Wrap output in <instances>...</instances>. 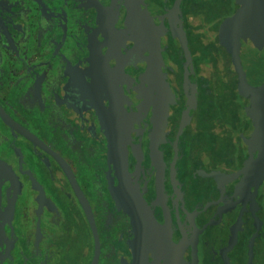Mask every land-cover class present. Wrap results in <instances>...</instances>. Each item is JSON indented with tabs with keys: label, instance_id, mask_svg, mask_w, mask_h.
<instances>
[{
	"label": "flooded vegetation",
	"instance_id": "1",
	"mask_svg": "<svg viewBox=\"0 0 264 264\" xmlns=\"http://www.w3.org/2000/svg\"><path fill=\"white\" fill-rule=\"evenodd\" d=\"M111 1L0 0V264L92 262L95 242L85 207L53 154L87 203L98 240L95 264H214L213 226L205 222L216 215L218 182H196L198 159L191 154L185 164L169 165L188 81L177 69L168 75L175 103L172 128L158 144L165 165L157 170L130 148L149 115L136 114L143 65L135 50L148 23L143 31L141 21L114 27ZM192 39L199 51L201 38ZM93 66L105 80L93 79ZM115 67L125 98L115 95L103 73ZM115 102L125 112L115 113ZM137 118L140 126L131 123ZM116 121L123 141L111 137ZM144 201L152 204L147 210Z\"/></svg>",
	"mask_w": 264,
	"mask_h": 264
},
{
	"label": "rangeland",
	"instance_id": "2",
	"mask_svg": "<svg viewBox=\"0 0 264 264\" xmlns=\"http://www.w3.org/2000/svg\"><path fill=\"white\" fill-rule=\"evenodd\" d=\"M181 1L119 0L117 5L116 1L110 2L108 11L113 15L114 27H132V21H141L143 31L148 23L147 34H143L145 41L139 39L135 50L143 65L142 69L139 65L136 114L149 115L145 126L138 129L140 141L131 143L130 148L133 153L142 154L145 164L157 170L165 165L158 144L172 128L168 116L175 94L168 75H174L177 69L188 83L183 88L187 92L186 102L181 121L174 129L169 165L185 164L187 156L193 155L198 159L194 176L199 183L202 179H214L215 172L223 166L235 174L256 166L264 168V0H187L186 8ZM118 15L123 17L120 19ZM117 20L122 21V26H115ZM193 34L201 38V43H196L199 51L194 46ZM81 71L76 70L78 74ZM87 73H90L88 67ZM103 73L112 83L115 95L120 91L125 98L124 89L117 87V68L109 74ZM92 74L93 79L105 80L95 66ZM86 83L90 88L91 79ZM62 89L66 91L65 85ZM78 92L83 94L80 86ZM194 96L195 101L197 97L200 100L199 106L196 102L192 104ZM112 110L125 112L120 102H115ZM132 122L139 126L142 123L138 118ZM113 128L111 137L120 139L118 133L123 126L116 121ZM246 185L251 189L249 182ZM213 186L220 193L219 187ZM223 187L227 193V187ZM236 188L238 198L243 188L240 181ZM144 203L146 209L152 205Z\"/></svg>",
	"mask_w": 264,
	"mask_h": 264
},
{
	"label": "trees",
	"instance_id": "3",
	"mask_svg": "<svg viewBox=\"0 0 264 264\" xmlns=\"http://www.w3.org/2000/svg\"><path fill=\"white\" fill-rule=\"evenodd\" d=\"M213 178L220 180V196L212 202L216 215L205 224L213 226L214 264H264V168L256 166L235 174L223 166ZM239 181L243 188L237 198ZM223 185L230 187L227 197ZM225 215L228 220L219 222Z\"/></svg>",
	"mask_w": 264,
	"mask_h": 264
},
{
	"label": "water",
	"instance_id": "4",
	"mask_svg": "<svg viewBox=\"0 0 264 264\" xmlns=\"http://www.w3.org/2000/svg\"><path fill=\"white\" fill-rule=\"evenodd\" d=\"M5 119V118H4ZM6 120V119H5ZM8 122V121H7ZM9 123V122H8ZM10 124V123H9ZM28 138V137H27ZM28 139H30L31 141H34V143L35 142H39V141H37L36 140V138L35 137H33V136H31V135H29V138ZM36 143V144H37ZM39 145L40 146H42L43 148H45L40 142H39ZM53 154V153H52ZM53 156L56 158V160L58 161V163L60 164V166L62 167V169L64 170V172H65V174L67 175V177L69 178V180H70V184H71V186H72V188H73V190H74V192H75V194H76V197L80 200V202L84 205V207H85V211H86V214H87V217H88V219H89V222H90V225H91V229H92V232H93V235H94V242H95V248H94V255H93V258H92V262H91V264H95V262H96V258H97V255H98V240H97V235H96V230H95V226H94V224H93V222H92V219H91V217H90V212H89V210H88V206H87V203L85 202V200H84V198L82 197V194H81V192H80V190H79V188H78V186H77V184H76V181H75V179L73 178V176H72V174H71V172H69L68 171V169H67V167H66V164L63 162V160L59 157V156H57V155H55V154H53ZM144 206V209L145 210H147L146 209V207H145V205H143ZM139 209L137 210V212L139 213ZM148 216L150 217V215H149V213H148Z\"/></svg>",
	"mask_w": 264,
	"mask_h": 264
}]
</instances>
